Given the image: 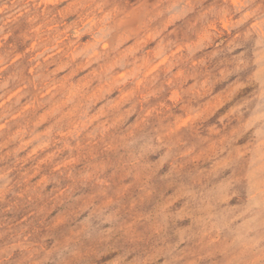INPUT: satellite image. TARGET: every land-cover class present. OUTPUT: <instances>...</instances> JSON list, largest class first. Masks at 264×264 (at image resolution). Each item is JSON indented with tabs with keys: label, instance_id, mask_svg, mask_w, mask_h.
<instances>
[{
	"label": "rangeland",
	"instance_id": "rangeland-1",
	"mask_svg": "<svg viewBox=\"0 0 264 264\" xmlns=\"http://www.w3.org/2000/svg\"><path fill=\"white\" fill-rule=\"evenodd\" d=\"M0 264H264V0H0Z\"/></svg>",
	"mask_w": 264,
	"mask_h": 264
}]
</instances>
